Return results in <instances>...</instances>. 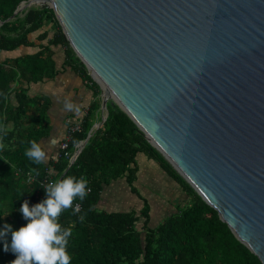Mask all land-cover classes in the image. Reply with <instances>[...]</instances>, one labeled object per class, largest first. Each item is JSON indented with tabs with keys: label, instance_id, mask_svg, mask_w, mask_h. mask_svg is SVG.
Wrapping results in <instances>:
<instances>
[{
	"label": "water",
	"instance_id": "95a60500",
	"mask_svg": "<svg viewBox=\"0 0 264 264\" xmlns=\"http://www.w3.org/2000/svg\"><path fill=\"white\" fill-rule=\"evenodd\" d=\"M52 8L115 103L264 264V0H23Z\"/></svg>",
	"mask_w": 264,
	"mask_h": 264
},
{
	"label": "trees",
	"instance_id": "16d2710c",
	"mask_svg": "<svg viewBox=\"0 0 264 264\" xmlns=\"http://www.w3.org/2000/svg\"><path fill=\"white\" fill-rule=\"evenodd\" d=\"M21 1L0 0V52L33 45L35 40L30 36L34 34L39 49L0 57V229L6 222L13 230L28 223L20 206L24 200L31 207L45 199L42 186L48 180L83 176L87 195L83 200H73L79 203V209L72 206L59 216L61 226L71 229L66 249L70 264H262L115 103H107L105 120L92 131L71 165L62 155L46 165L36 164L25 155L30 142H38L46 131L42 113L45 104L40 106V98L28 94L27 85L55 73L52 46L64 48L65 63L90 82L94 94L80 119L81 128L70 135L69 154L85 139L99 116L101 98L99 85L70 47L52 8L32 5L11 18ZM141 153L153 159L188 196L186 206L154 227L148 225L145 200L140 212L97 208L102 189L111 180L125 177L136 192L132 183L138 170L136 157ZM27 173L33 177L31 180H27ZM5 240L9 244L7 252ZM15 258L8 232L0 238V264Z\"/></svg>",
	"mask_w": 264,
	"mask_h": 264
},
{
	"label": "crops",
	"instance_id": "0c3cea01",
	"mask_svg": "<svg viewBox=\"0 0 264 264\" xmlns=\"http://www.w3.org/2000/svg\"><path fill=\"white\" fill-rule=\"evenodd\" d=\"M35 36V34L30 36V39L35 40L33 45H20L13 50H1L0 57H15L37 51L39 41ZM45 41L46 39H44ZM52 50L55 73L27 85L28 94L38 96L40 106L45 104V107H42V113L46 131L37 142L45 151L43 162L45 165L57 157L59 143L64 136L65 118L71 117L80 120L94 97L90 82L84 79L71 65L65 63L64 48L60 45L52 46ZM66 103L71 104L72 107L66 108ZM29 113L33 114V111L31 110ZM104 113L99 106V116L94 123L98 122ZM136 161L138 170L132 183L136 192L131 190L125 177L111 180L104 185L97 208L106 211L134 210L140 212L145 200L148 205V225L154 227L166 217L183 208L184 206L180 208V205H185V202H188V196L180 185L153 159L141 153L136 157ZM49 169L52 172V168ZM138 223V226H141V218Z\"/></svg>",
	"mask_w": 264,
	"mask_h": 264
},
{
	"label": "clouds",
	"instance_id": "9594fccd",
	"mask_svg": "<svg viewBox=\"0 0 264 264\" xmlns=\"http://www.w3.org/2000/svg\"><path fill=\"white\" fill-rule=\"evenodd\" d=\"M65 107L71 108L72 105L66 103ZM25 155L34 163L42 164L46 154L42 146L33 140ZM86 186L87 180L83 176H65L42 186L46 198L40 202L30 207L28 200H24L19 210L28 223L13 230L12 225L6 222L0 229V238L11 232V251L16 254V258L7 264H70L66 249L71 229L61 226L59 216L72 207L75 198H85ZM8 250L9 244L5 240L4 251Z\"/></svg>",
	"mask_w": 264,
	"mask_h": 264
},
{
	"label": "built area",
	"instance_id": "2783aa9c",
	"mask_svg": "<svg viewBox=\"0 0 264 264\" xmlns=\"http://www.w3.org/2000/svg\"><path fill=\"white\" fill-rule=\"evenodd\" d=\"M85 113H86V111H85ZM64 128H65L64 129L65 130L64 136L59 143V150L57 153V157L59 155H62L64 157L70 158L71 154H69V151H68V141L70 139L71 133L74 131H77L81 128L80 120H78V119L75 120V119H72L71 117H66L64 120ZM32 178L33 177L29 173H27V180H31ZM50 181H52V180H48L47 184ZM43 182H45V179L43 180ZM72 206H73L74 210H78L80 207L78 202H74Z\"/></svg>",
	"mask_w": 264,
	"mask_h": 264
},
{
	"label": "rangeland",
	"instance_id": "374dc122",
	"mask_svg": "<svg viewBox=\"0 0 264 264\" xmlns=\"http://www.w3.org/2000/svg\"><path fill=\"white\" fill-rule=\"evenodd\" d=\"M142 154H143V153H142ZM143 155H144V154H143ZM144 156H145V155H144ZM139 158H141V157H139ZM139 158H138V159H139ZM156 165H157V164H156ZM159 169H160V168H159ZM160 170H161V169H160ZM187 204H188V202L186 201V202H185V205H182V206L180 205V208L183 207V206H186ZM159 223H160V222H159ZM159 223H158V224H159ZM138 225H139V223H138Z\"/></svg>",
	"mask_w": 264,
	"mask_h": 264
}]
</instances>
